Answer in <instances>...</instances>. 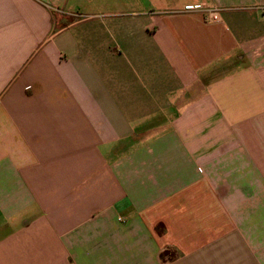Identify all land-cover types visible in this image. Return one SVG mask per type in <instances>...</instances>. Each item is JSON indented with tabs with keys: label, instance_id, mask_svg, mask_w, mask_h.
I'll return each mask as SVG.
<instances>
[{
	"label": "crops",
	"instance_id": "obj_1",
	"mask_svg": "<svg viewBox=\"0 0 264 264\" xmlns=\"http://www.w3.org/2000/svg\"><path fill=\"white\" fill-rule=\"evenodd\" d=\"M0 264H264V0H0Z\"/></svg>",
	"mask_w": 264,
	"mask_h": 264
},
{
	"label": "built area",
	"instance_id": "obj_2",
	"mask_svg": "<svg viewBox=\"0 0 264 264\" xmlns=\"http://www.w3.org/2000/svg\"><path fill=\"white\" fill-rule=\"evenodd\" d=\"M185 11H201L204 12L210 21H218V10L216 8L206 7L204 4H198L194 6H187Z\"/></svg>",
	"mask_w": 264,
	"mask_h": 264
}]
</instances>
